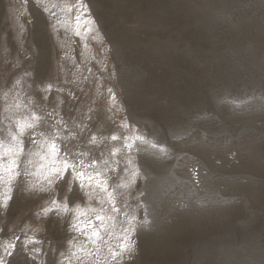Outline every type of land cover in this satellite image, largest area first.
Instances as JSON below:
<instances>
[{
    "label": "rangeland",
    "instance_id": "rangeland-1",
    "mask_svg": "<svg viewBox=\"0 0 264 264\" xmlns=\"http://www.w3.org/2000/svg\"><path fill=\"white\" fill-rule=\"evenodd\" d=\"M75 2L0 0V141L10 120L32 114L66 122V143L87 125L80 143L95 136L107 191L87 181L84 190L104 204L81 203L77 189L64 212L69 185L47 184L51 162L25 137L40 155L25 160L32 175L23 179L47 191L29 195L0 168V203L14 194L0 211L4 264H124L112 252L130 213L153 222L131 264H264V0H83L79 21L68 11ZM43 8L56 12L55 29ZM121 132L127 139H110ZM157 141L171 159L131 184L140 149L151 155ZM53 200L61 210L45 214Z\"/></svg>",
    "mask_w": 264,
    "mask_h": 264
},
{
    "label": "snow or ice",
    "instance_id": "snow-or-ice-1",
    "mask_svg": "<svg viewBox=\"0 0 264 264\" xmlns=\"http://www.w3.org/2000/svg\"><path fill=\"white\" fill-rule=\"evenodd\" d=\"M44 0H37V4L43 3ZM55 7V5L53 6ZM87 7L83 3V0H76L74 4H70L68 6V11L72 13H79L74 16L76 21L81 20L82 18H86L87 14L83 13V9ZM43 13L50 14L53 19H55V24L49 22V26L53 29L56 28V25L60 24L61 21L56 19V12L50 11L48 8L42 9ZM90 14V13H89ZM92 21H90L91 23ZM96 32H99V28L95 29ZM78 35V33H77ZM102 71V70H101ZM31 73L25 71L24 76L28 77ZM114 75V73L112 74ZM19 83V81H17ZM51 84H49L44 91H51ZM108 98H111L113 101L116 99V93L113 92L112 88H107ZM47 97H45L46 99ZM105 99L102 97V100ZM18 107V105H17ZM127 111V109H125ZM53 116V113H47L45 115L37 116L32 114L29 116L24 122H12L9 117L6 119L10 120L12 124L11 128L4 135V139L0 141V146H3L5 143L7 144V148L4 151L3 155H0V168H3L5 164H7V171L9 173H14L13 179L18 185L23 186V191L29 195H37L38 193H42L47 191L44 187L40 189H36L35 185L28 184L23 179L28 175H32L25 167L24 162L27 160L29 164L32 163V160L29 159L30 156L40 155V152L43 153L41 155V159H47L51 162L48 167L47 174L44 179L47 181V184L50 186H55L60 182L64 181L69 185V198H66V202L64 204V208L62 209L64 212H70L71 205L75 203L70 199L71 194L79 189L78 199L81 203L87 200H97L96 194L93 191H85V181L88 182L87 187L91 188L93 182L95 183L96 188H99L100 191H107V182L105 180L100 179L103 175L100 171L96 170V164L99 162V158H94L92 156L93 146L96 144L95 136H92L91 139L86 140V142L81 146L80 141L83 139L81 133L86 134L87 125L80 128V133H77L74 137L71 133H69V137L71 139L68 142H65L66 137H64L63 133L66 131L64 125L66 122L62 120H57L55 124L51 123L50 117ZM47 125L48 129L56 128L57 131H51L44 128ZM121 128H128L127 123H122L120 125ZM25 137L29 138V142L33 145L39 147L40 152L29 153L27 152L25 145ZM72 139H75L77 143H72ZM110 139L113 142L121 141L122 139H127L123 132L120 135L113 134ZM136 140L141 141L147 144V141L144 140V136L142 133L136 134ZM161 143L157 141L156 143L151 144V148L154 149L151 155L147 154V148H141L136 160V164L134 165V170L131 171L132 180L131 184L136 183V177L139 176L140 179L145 181L151 180V169L155 166L163 164L164 162L171 159L170 153L166 146L157 147V144ZM131 147V145H128ZM115 155L116 153H112ZM11 157V158H9ZM105 166H107V161L104 162ZM133 166V162L131 159L128 160L127 165L124 170H129V167ZM86 169L92 170V174H89V171ZM110 171H113L110 169ZM119 187V186H117ZM142 196L143 193L141 192ZM108 196L111 198L112 194L108 193ZM14 199V194L12 197H9V201L7 205L0 203V211L7 213L9 208L11 207V201ZM97 202L101 205L104 204V200L99 199ZM111 202V201H109ZM52 203L56 204V209H44L45 214L51 211H60L61 207L57 201L53 200ZM201 206H206L207 201H200ZM216 203H220V201H216ZM138 207H143V205H138ZM187 204L183 201L178 202L177 208L183 209L186 208ZM103 210V209H101ZM112 211H118L116 206L113 204L111 207ZM80 215H84L83 212ZM131 220L128 221L130 227H126L123 229V235L121 236V248L120 252H112V259L114 261L120 260L123 261L124 264H131V262L135 259V255L138 249V236L142 231H151L153 230V222L149 221L147 216L141 219H137L135 214L130 213ZM150 215V213H149ZM97 220H101L102 217L97 215ZM135 221V223H133ZM75 228V225H72ZM135 234V238L134 235ZM95 235V233H94ZM8 249H12L9 251ZM15 245L9 244L7 248H5V252L9 257L14 254ZM34 251V249H33ZM126 254V255H125ZM29 259H33V257H28ZM0 264H4L3 258L0 257Z\"/></svg>",
    "mask_w": 264,
    "mask_h": 264
}]
</instances>
